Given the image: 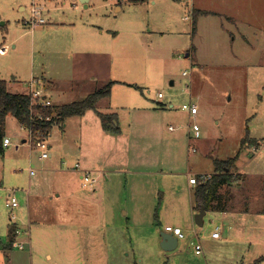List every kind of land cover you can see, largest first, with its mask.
<instances>
[{
	"label": "rangeland",
	"instance_id": "1",
	"mask_svg": "<svg viewBox=\"0 0 264 264\" xmlns=\"http://www.w3.org/2000/svg\"><path fill=\"white\" fill-rule=\"evenodd\" d=\"M154 1L88 0L85 8L79 0H0V48H7L0 55V80L15 77L17 91L29 90L32 77L40 80L58 63L69 64L92 34L98 37H91L92 49L112 57V81L126 83L112 89L113 109L96 104L103 113H116L120 134L103 133L93 117L73 118L65 128L52 127L51 157L44 160L30 146L27 130L7 117L0 242L8 243L9 222L20 231L10 248L12 264H218L225 250L211 233L216 226L223 237L221 215L210 210L203 225H195L188 175L206 176L214 161L237 154L235 190L223 192H230L236 206L246 200L263 209L258 202L264 198V146L253 153L244 150L247 145L240 149V141L264 140V0ZM205 3L221 15L197 16ZM34 7L43 9L42 31L25 25ZM133 29L145 33L136 39ZM184 71L189 75L183 77ZM157 93L164 98L158 100ZM117 104L162 110L135 113L115 109ZM183 104L195 105L197 114L189 116ZM192 125L199 128L198 138ZM76 163L98 175L94 189L82 187L78 173L69 172ZM8 190L18 200L12 223L4 205ZM235 213L223 223L231 235L237 230L228 246L264 232V215ZM168 226L183 234L172 251L160 246ZM196 241L200 256L191 245ZM18 242L25 244L22 251Z\"/></svg>",
	"mask_w": 264,
	"mask_h": 264
},
{
	"label": "crops",
	"instance_id": "2",
	"mask_svg": "<svg viewBox=\"0 0 264 264\" xmlns=\"http://www.w3.org/2000/svg\"><path fill=\"white\" fill-rule=\"evenodd\" d=\"M243 1L244 0H242V2ZM248 1L252 5H253L254 1L257 2V0H248ZM152 4H155L154 0H152ZM35 8H37V7H35ZM37 9L39 11H41V13H42L43 9L41 7L37 8ZM195 11L198 12L197 16L207 15L208 13L211 15H214V16L221 15V13H217L216 11H211L209 9V6H207L206 3H205V5H202L199 9H196ZM57 29L58 28L56 26L55 30H57ZM87 29L90 30V28H85L87 33H90V32H88ZM37 30L42 31L43 28L41 27V28H38ZM84 33H86V32H84ZM143 33H145V32L135 30V29H133L131 31V34L134 37H136V39H138V37H139L138 34H143ZM150 33L151 32H149V31L147 32V34H150ZM101 34H102V32H99V33L97 32L96 35L99 36ZM91 37L93 39L95 38V40L98 41V37H95L92 34H89L88 37H85L86 39L83 40L82 46H79V45L77 46L80 49L76 50L74 53H72L71 57L73 56V58L71 59L69 64L64 65L62 63H58L59 66L57 67V69L55 68V71L53 70V68L50 70H46L43 72L42 76L39 77L40 80L36 79L42 85L41 89L44 92V97L48 99V101L50 102L51 105H54L56 107H60L62 105H66V104H69L72 102L81 101L90 94V93H88L89 90H92V92H94L97 90V88H102L104 85H106L109 82H114V84L111 87V91H112V89H114L116 87L115 84L117 82L124 83V82H121L118 80L112 81V73L114 72L112 69V60H111L112 57L110 56V54L107 50H98L97 48L92 49L93 47H92V45H90L91 44L90 43ZM88 46H89V49L87 48ZM31 79H35V78L32 77ZM17 82L18 81L15 80V77L12 78L10 81L6 82L8 90L14 91V93L15 92L25 93L28 91V90L25 91V88L23 90L17 91L19 88ZM124 84H126V83H124ZM111 91H110L109 97L111 96ZM109 97L106 98L105 100L103 99L104 101H106L105 102L106 107L102 106L104 101H101V100H99L97 102V106H99V107L101 106L102 108H105L106 110L113 109V108H110V105L108 103ZM156 101H157V99H156ZM133 103H134V101H133ZM160 104H162V103H160ZM132 106H134V105L129 104L126 107L124 105L120 106L119 104H117L116 106H114V108L115 109L128 110V111H134L135 113L137 110H138L137 112L141 111V109H146V112L147 111H153L156 113H160L162 110V109H157V108L150 109L147 106H145L144 108L143 107H137L136 108V107H132ZM168 107L169 108L172 107L171 103H169ZM95 110L97 111V113L112 114V112H110V111H104V113H103L102 111H99L97 108ZM96 111L88 110L81 117L67 118L66 120L63 121V123L61 124V127L65 128L67 126L69 120H71L73 118H77L79 121L87 119V117H93V119L99 120V118L96 114ZM114 114L116 115V113H114ZM5 125H6V120H5ZM18 126H20V125L18 124ZM20 128L24 129L22 126H20ZM100 129L103 133H105V134L108 133V132L103 131L102 128H100ZM109 133H111V132H109ZM105 134H102V135L104 137H108V136H105ZM117 134H120V130H119V133H117ZM22 135H23V133H22ZM99 137H101V136H99ZM3 138H8V137L4 134ZM249 139L255 140L253 138H249ZM21 141L24 142L25 140L22 138ZM258 143L259 142L257 141V145H258ZM257 145H254L251 147L249 145H247V147L244 146V150L247 148H250V150L254 153L258 149H260L259 147H257ZM4 148L5 147H3L2 143H1L2 153H3ZM50 148H52L51 144H49V151H50ZM49 157H51V153H50ZM83 170L89 171L88 169H83ZM75 171L78 173V178L80 179V172L79 171H77L73 168L69 172L73 173ZM89 172L91 173V171H89ZM234 172L239 173L237 170L236 164L234 165V169L232 171L233 176H234ZM213 173H214V171L212 173L206 175V176H211ZM94 176H96V178L98 180V175H94ZM200 176H197L195 178L197 180H200ZM187 185H188V191L191 192V197H192V200L194 203L193 192H194V188L196 185H191V184H189V182ZM233 185H234V182L233 183L231 182L230 184L223 185L218 189L217 198L215 199V202H219V203H218V207L214 210H216L219 213V215H221V225H222V231H223L221 233H222L223 237L221 238V235L219 234L218 238H212V237L211 238H212V241H215L216 243H218V244H216V245H218V247H223V250H225L223 252L221 258L219 259L218 264H254L259 258L264 257V232H262L261 235H260V232H258V238L257 239L252 237L251 239H245V240L240 241V242L237 241L234 244H232L233 246L232 245L228 246L231 243L229 236L236 235L237 230L235 232L233 231V233L231 235L230 226H229V228H226L223 225V223L226 221L225 218L227 215H232V216L236 215L235 212H243L242 214H245V215H249L248 212L264 215V198L262 199V201H263L262 203H261V201L258 202V204L261 205L260 207L263 208L262 210H258V208H259L258 206H257L258 207L257 208L253 204L247 203L246 200H239L238 203L240 204V202H241V205H240V207L236 206L237 201L236 200L234 201V199L231 198L230 192H228V194L226 192L225 193L223 192L224 189H225V191H226V189L235 190V187H233ZM27 192H29V191L27 190ZM215 202L213 204H215ZM232 203L235 205H233ZM198 211H196L194 209V204H193L192 212H193L194 216ZM208 211H210V210H208ZM208 211L205 212V215L207 214ZM237 215H239V213ZM30 222H31V218L29 216V223ZM11 227H13V226L10 225V222H9V224H8V235L9 236H7L8 237V243L5 244V243L0 242V264H12V261L10 259L12 253H11L10 249H6V247L9 244H10V248H11L12 244L14 243V239L16 237V236H13L12 232L10 231ZM175 228H178V227H175ZM215 229H217L218 233H220L219 228H217L216 226L213 229V232L215 231ZM22 234H24L22 236L25 237L26 231H23ZM27 239L28 238H26V237L24 238V241H25L24 243L26 245H28ZM18 243H20V242H18ZM177 243H178V239H177ZM192 244H193V246H195V244H199V243L196 241L194 243H191V245ZM200 247H201V245H200ZM176 248H177V246H176ZM23 249H19V250L22 251ZM250 251H251V253H249ZM194 253H195V251H194ZM195 255H198V256L202 255V248H201V253L195 254ZM246 258H248V259H246ZM203 259H204V257H203Z\"/></svg>",
	"mask_w": 264,
	"mask_h": 264
},
{
	"label": "trees",
	"instance_id": "3",
	"mask_svg": "<svg viewBox=\"0 0 264 264\" xmlns=\"http://www.w3.org/2000/svg\"><path fill=\"white\" fill-rule=\"evenodd\" d=\"M130 2H141L144 0H129ZM181 1V0H172ZM195 13H198L197 11ZM195 20V16H192ZM193 20V21H194ZM114 82H109L102 88L97 89L81 101L72 102L60 107L31 105L30 97L27 93L9 91L6 82L0 80V153H2L1 143L5 130V120L7 117L14 118L17 123L24 129L35 133L40 131L44 137H48L51 129L55 125H60L64 120L71 117H81L88 110L96 111V104L101 99H106L110 95L111 87ZM96 114L100 120L101 128L105 132L119 133L116 124V115ZM48 118V120H46ZM244 145L254 146L257 141L249 139L247 136L240 141V149ZM238 154L234 157L214 161V173L205 182H200L194 188V209L199 210L203 207L204 211L214 210L218 207L219 202H215L218 189L223 185H228L235 181L232 175ZM237 177V176H236ZM215 202V204H213ZM13 234L14 228L10 230ZM10 249V244L6 247ZM264 260V257L260 258Z\"/></svg>",
	"mask_w": 264,
	"mask_h": 264
},
{
	"label": "built area",
	"instance_id": "4",
	"mask_svg": "<svg viewBox=\"0 0 264 264\" xmlns=\"http://www.w3.org/2000/svg\"><path fill=\"white\" fill-rule=\"evenodd\" d=\"M31 13H32V18L28 22H26V24H25V25L29 26L30 31L41 28L45 24L44 19L41 18V16H40L41 11H39L37 8L34 7L31 9ZM6 49L7 48H0V55H3L6 52ZM188 75H189V72H187V71H184L182 73L183 77H186ZM28 86H29L28 95L30 97V104L31 105H40V106H50L51 105L50 102L48 101V99L44 97V92L41 89L42 86H41L39 81H37L35 79H31L28 83ZM156 97L158 100H161L164 98L162 93H157ZM181 109L183 111H185L189 116H194L197 114V107L193 104H183L181 106ZM46 120H48V118H46ZM191 130L193 132L194 138H198L199 137V128L196 125H192ZM27 132H28L29 138H30V146L33 149H37L40 151L39 159L40 160L47 159L50 156L49 144L47 143V138L44 137L40 131L32 133V132L27 130ZM9 145H10L9 139L3 138L2 139V146L8 147ZM262 146H264V140L259 142L257 145V147H259V148ZM191 151H194V150L192 149ZM74 169L80 172L81 186L84 188L93 189L97 183L96 176L92 175L87 170H82L80 168L79 164H77V163L74 165ZM30 174H32V172H30ZM188 177H189L188 178L189 184L197 185L200 182H205L206 180H208L210 176H200V180H197L195 177H193L191 175H189ZM17 201L18 200L15 197V191L14 190H11V191L8 190V192L6 194L4 205L10 213L11 218L9 219V221H11V223H12V220H15V218H16L13 211L16 207H18ZM19 233H20V231L18 229H14L13 236H17V235H19ZM164 233L172 234L177 239L183 238L182 231L179 228H171L168 226V227L164 228ZM211 237L212 238H218L219 237V233H218L217 229H215V231L212 232ZM24 245H25L24 243L20 242V243L16 244L15 246L18 249H23ZM194 251H195V254L201 253V247L199 244H195Z\"/></svg>",
	"mask_w": 264,
	"mask_h": 264
},
{
	"label": "water",
	"instance_id": "5",
	"mask_svg": "<svg viewBox=\"0 0 264 264\" xmlns=\"http://www.w3.org/2000/svg\"><path fill=\"white\" fill-rule=\"evenodd\" d=\"M79 2L86 7V3L88 0H79ZM172 85V82L170 83ZM205 215V211L203 207L199 208V211L194 216V223L197 226H202L203 224V217ZM161 241L160 246L164 251H172L177 246V239L172 234L169 233H160Z\"/></svg>",
	"mask_w": 264,
	"mask_h": 264
}]
</instances>
